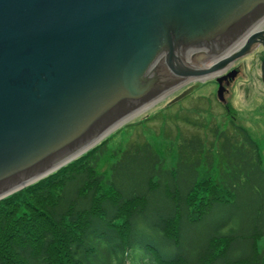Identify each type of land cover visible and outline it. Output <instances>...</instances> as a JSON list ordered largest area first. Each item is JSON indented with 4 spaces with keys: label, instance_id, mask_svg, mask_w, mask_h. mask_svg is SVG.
Masks as SVG:
<instances>
[{
    "label": "water",
    "instance_id": "95a60500",
    "mask_svg": "<svg viewBox=\"0 0 264 264\" xmlns=\"http://www.w3.org/2000/svg\"><path fill=\"white\" fill-rule=\"evenodd\" d=\"M263 18L264 0H0V200L187 80L168 105L209 79L225 104L238 72L218 75L264 52Z\"/></svg>",
    "mask_w": 264,
    "mask_h": 264
},
{
    "label": "trees",
    "instance_id": "16d2710c",
    "mask_svg": "<svg viewBox=\"0 0 264 264\" xmlns=\"http://www.w3.org/2000/svg\"><path fill=\"white\" fill-rule=\"evenodd\" d=\"M128 125L0 200V264H264V168L248 133L229 121L207 145L184 138L167 168L145 142L107 154Z\"/></svg>",
    "mask_w": 264,
    "mask_h": 264
},
{
    "label": "rangeland",
    "instance_id": "374dc122",
    "mask_svg": "<svg viewBox=\"0 0 264 264\" xmlns=\"http://www.w3.org/2000/svg\"><path fill=\"white\" fill-rule=\"evenodd\" d=\"M235 62L240 73L227 89L225 106L216 100L217 85L212 79L204 81L178 102L168 105V102L193 85L191 80H187L139 110L129 120L128 126L113 135L107 145V154L123 150L130 144L145 142L170 168L174 165L176 147L182 139L198 135L207 145L212 140L208 131L214 127L222 131L231 121L243 128L256 142L264 168V85L260 81V55L256 50ZM198 66L202 67L204 63ZM102 161L99 171L107 177L113 158L105 156ZM263 244L264 240L258 241L259 247Z\"/></svg>",
    "mask_w": 264,
    "mask_h": 264
},
{
    "label": "flooded vegetation",
    "instance_id": "af4514ba",
    "mask_svg": "<svg viewBox=\"0 0 264 264\" xmlns=\"http://www.w3.org/2000/svg\"><path fill=\"white\" fill-rule=\"evenodd\" d=\"M257 50V52H258V55H260V64H259V69H260V81H261V83L264 85V76H263V78L261 77V67L263 66V69H264V62H263V58H264V52H263V50H262V48L260 47V46H258L257 48H255V49H253L252 50V52H254V51H256ZM251 52V53H252ZM250 53V54H251ZM249 55V54H248ZM236 62L235 63H233V64H231L228 68H226L225 70H222L220 73H219V75L218 76H224L226 73H228L229 71H231V70H233V69H237L236 68ZM235 65V66H234ZM238 67V66H237ZM237 72H238V74H237V76L239 75V70L237 69L236 70ZM236 76V77H237ZM236 79V78H235ZM234 79V80H235ZM233 80V81H234ZM233 81H229V83H228V85L227 86H225V83L222 81V87L224 88V90H225V92H224V96H225V94L227 93V89L229 88V86H231V83L233 82ZM213 82L217 85V83L214 81V79H213ZM223 106H225L224 104H222Z\"/></svg>",
    "mask_w": 264,
    "mask_h": 264
},
{
    "label": "bare ground",
    "instance_id": "6f19581e",
    "mask_svg": "<svg viewBox=\"0 0 264 264\" xmlns=\"http://www.w3.org/2000/svg\"><path fill=\"white\" fill-rule=\"evenodd\" d=\"M264 28V18L261 20V21H259L249 32H247V34L249 35L250 34V32H253V31H256V32H258V31H260V30H262ZM247 34H245L241 39H240V41H239V43L235 46H233V48L232 49H237V47L240 45V43H241V41H243L245 38H246V36H247ZM224 58V57H223ZM223 58H220V59H223ZM219 58L218 59H216L217 61L218 60H220ZM188 61V60H187ZM213 62V61H212ZM205 65H204V67L205 66H208V63H204ZM209 64H211V63H209ZM202 68V67H201ZM225 70V69H224ZM195 81V80H194ZM192 82H193V80H192ZM180 86V85H179ZM147 107V106H146ZM124 126V125H123Z\"/></svg>",
    "mask_w": 264,
    "mask_h": 264
}]
</instances>
